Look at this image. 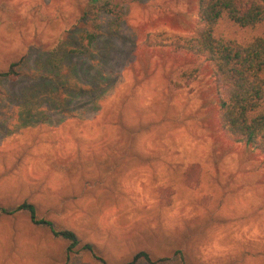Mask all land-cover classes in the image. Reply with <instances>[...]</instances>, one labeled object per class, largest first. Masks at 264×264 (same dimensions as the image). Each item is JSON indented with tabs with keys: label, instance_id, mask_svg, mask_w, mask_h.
<instances>
[{
	"label": "rangeland",
	"instance_id": "1",
	"mask_svg": "<svg viewBox=\"0 0 264 264\" xmlns=\"http://www.w3.org/2000/svg\"><path fill=\"white\" fill-rule=\"evenodd\" d=\"M90 5L0 0V72L28 58L0 80V264H98L88 251L68 261L67 240L10 212L25 201L107 264L142 250L264 264V153L222 126L204 57L171 43L199 27L200 0H125L86 17ZM218 32L260 31L224 19Z\"/></svg>",
	"mask_w": 264,
	"mask_h": 264
},
{
	"label": "trees",
	"instance_id": "2",
	"mask_svg": "<svg viewBox=\"0 0 264 264\" xmlns=\"http://www.w3.org/2000/svg\"><path fill=\"white\" fill-rule=\"evenodd\" d=\"M124 1L91 0L90 10L84 16L88 17L92 12L116 15L117 8ZM198 18L200 25L194 32L171 43L178 49L204 57L217 84L222 126L237 141L264 153V0H200ZM224 19L241 28H255L260 32L245 40L226 36L218 32ZM86 36L87 39H83L84 48L91 45L97 32L89 31ZM27 64V57L14 61L9 69L0 72V80L20 76L21 67ZM196 71L186 72V75L192 77ZM41 92L38 97H42ZM6 210H0V214ZM19 210L29 211L33 222L48 225L56 237L68 241V261L73 253L88 251L98 264H107L94 244H83L74 230L57 227L52 221L40 217L33 203L25 201L10 212ZM141 262L189 264L181 250L176 252L174 259L165 257L157 260L142 250L125 264Z\"/></svg>",
	"mask_w": 264,
	"mask_h": 264
}]
</instances>
